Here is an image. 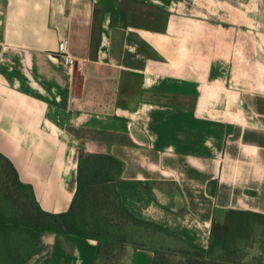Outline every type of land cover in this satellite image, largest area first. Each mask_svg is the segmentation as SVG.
Segmentation results:
<instances>
[{
	"label": "crops",
	"instance_id": "1",
	"mask_svg": "<svg viewBox=\"0 0 264 264\" xmlns=\"http://www.w3.org/2000/svg\"><path fill=\"white\" fill-rule=\"evenodd\" d=\"M81 150L119 160L123 208L187 246L217 212L264 216V0H0V154L61 214ZM47 239V264H96V241Z\"/></svg>",
	"mask_w": 264,
	"mask_h": 264
},
{
	"label": "trees",
	"instance_id": "2",
	"mask_svg": "<svg viewBox=\"0 0 264 264\" xmlns=\"http://www.w3.org/2000/svg\"><path fill=\"white\" fill-rule=\"evenodd\" d=\"M2 160L8 170V176L11 179L13 186L16 189H24L26 191L27 203L18 205L12 204L8 196L0 194V264H25L26 256L21 260L16 261L13 258V252L18 248L17 257L20 258L21 250L19 246L27 245V238L34 233L47 234H65L79 238L94 240L97 242V259L100 255H108V246L112 240L108 236V230L105 223H102L96 215V210L103 205L117 207L121 212L131 219H136L127 212L119 201L115 184L122 171V164L119 160L110 155L104 154H89L84 151H79L77 157V174L76 188L68 210L61 214L46 213L37 204L34 198L32 189L28 185H24L19 181L17 171L9 160L0 154ZM8 209L5 205H9ZM226 216L230 219L235 218L239 221L240 229H247L251 232L253 227H258L264 224V216L253 214L250 212L227 211ZM228 233H221V248L225 251V259L213 260L208 258V253L204 249L193 247L196 251L192 254V258L187 257L188 264H242L235 261L236 250L235 243L230 238L231 234H235V229L231 227V221L228 220ZM138 222L140 221L137 219ZM142 224H148L140 221ZM214 226V221L213 224ZM211 228V238L213 236L214 227ZM156 228V227H155ZM22 237L17 244L10 240V234ZM23 240V241H21ZM10 241L12 246H10ZM15 242V240H13ZM10 253L11 256H10ZM189 256V254H186ZM207 257V258H205ZM159 259V258H158ZM157 259L155 264H165V256L161 258L163 263ZM264 261V258L261 259ZM47 264V262H46Z\"/></svg>",
	"mask_w": 264,
	"mask_h": 264
},
{
	"label": "rangeland",
	"instance_id": "3",
	"mask_svg": "<svg viewBox=\"0 0 264 264\" xmlns=\"http://www.w3.org/2000/svg\"><path fill=\"white\" fill-rule=\"evenodd\" d=\"M8 174L9 170L6 164L0 160V194L8 196L12 204L15 205L23 202L27 203L26 191L16 189ZM5 206L8 209L11 208L10 203ZM95 212L102 223H105L106 226L109 225L107 227V229L110 228L108 236L112 240L111 245L108 246V255L103 254L102 256L101 254L96 264H128L129 254L135 248L160 251L158 261L163 263L161 258L165 256V264H188L187 257L196 252L192 246H187L180 240L166 235L150 225L138 222L137 218L135 220L129 218L117 207L103 205ZM227 218L223 212H217L214 217L213 236L211 238L210 235L209 246L205 250L208 253V258L210 257L213 260L225 259V251L221 248L220 242L222 239L221 233H228L229 231ZM228 220L231 221V227L235 229V234H231L233 237L230 238L235 243L234 248L237 251L235 261L242 264H264V261L261 260L264 258V224L253 227L250 232L247 229H240L239 221L235 218L230 217ZM47 235V233L38 232L28 237V240H26L27 245L24 247L19 246L20 252H22L20 258L17 257L18 248L15 253L13 252V258L17 261L28 256L29 258L25 260V264H46L50 249ZM20 239L23 238L18 237L16 233L10 234V240L15 245L17 244V247ZM12 242L10 241V246L13 245ZM186 254H189V256Z\"/></svg>",
	"mask_w": 264,
	"mask_h": 264
},
{
	"label": "built area",
	"instance_id": "4",
	"mask_svg": "<svg viewBox=\"0 0 264 264\" xmlns=\"http://www.w3.org/2000/svg\"><path fill=\"white\" fill-rule=\"evenodd\" d=\"M63 61L68 64V65H72L73 61L71 59H69L67 56H62Z\"/></svg>",
	"mask_w": 264,
	"mask_h": 264
}]
</instances>
